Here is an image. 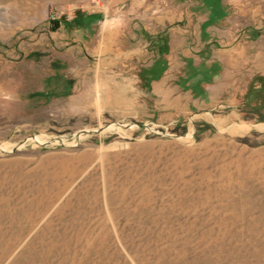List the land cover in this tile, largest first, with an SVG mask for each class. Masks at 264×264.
Returning <instances> with one entry per match:
<instances>
[{
	"label": "rangeland",
	"instance_id": "rangeland-1",
	"mask_svg": "<svg viewBox=\"0 0 264 264\" xmlns=\"http://www.w3.org/2000/svg\"><path fill=\"white\" fill-rule=\"evenodd\" d=\"M0 264H264V0H0Z\"/></svg>",
	"mask_w": 264,
	"mask_h": 264
},
{
	"label": "trees",
	"instance_id": "trees-1",
	"mask_svg": "<svg viewBox=\"0 0 264 264\" xmlns=\"http://www.w3.org/2000/svg\"><path fill=\"white\" fill-rule=\"evenodd\" d=\"M52 24H53V28H52L53 30H56V29L59 28V25H58L59 23H58V21L53 20V21H52Z\"/></svg>",
	"mask_w": 264,
	"mask_h": 264
},
{
	"label": "water",
	"instance_id": "water-1",
	"mask_svg": "<svg viewBox=\"0 0 264 264\" xmlns=\"http://www.w3.org/2000/svg\"><path fill=\"white\" fill-rule=\"evenodd\" d=\"M91 133V131H82L81 134Z\"/></svg>",
	"mask_w": 264,
	"mask_h": 264
}]
</instances>
